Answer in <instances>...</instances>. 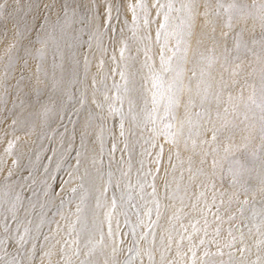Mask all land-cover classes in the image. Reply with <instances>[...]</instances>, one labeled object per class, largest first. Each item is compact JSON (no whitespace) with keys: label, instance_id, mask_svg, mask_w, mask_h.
<instances>
[{"label":"snow or ice","instance_id":"1","mask_svg":"<svg viewBox=\"0 0 264 264\" xmlns=\"http://www.w3.org/2000/svg\"><path fill=\"white\" fill-rule=\"evenodd\" d=\"M16 3L18 4L19 0H16ZM10 7L9 0H0V15L7 18ZM36 7L39 8V5ZM44 7L51 10L56 8L57 4L49 0ZM59 7L63 17L57 13V19L51 25L53 28L59 27L63 32L77 19L85 26L89 24L92 26V31L88 34L89 39L86 41L88 48L83 53L84 74L81 77L77 73L76 78L68 82L75 87V90L69 93V99L75 103L71 105L70 110H65L64 105H60L56 112L61 120L67 116L69 122L73 123V128L69 130L64 127L63 132H58V141L54 136H43L50 141L47 151L53 153L47 159L62 160L68 165L66 178H61L59 184L53 187L48 180L38 181L31 168L23 169L19 158L12 160V166L8 168L7 174L0 179V264H37V257H40L39 264H53L51 259L53 255L58 256L56 264H74L73 258L78 264H97L94 257L99 247L111 249L110 264H145V261L147 264H264V207L259 211L253 208L251 223L244 215V205L249 203L250 190L249 182L244 177L249 169L243 165L236 169L231 167L228 169L231 185L236 189L228 204L231 206L234 201L239 205L235 212L225 209L222 215L221 205L224 201L221 200L220 205H217L215 198L212 203L205 202L198 207L197 201L203 195L200 193L196 200L192 201L189 209L197 211L199 218L190 219L185 224L180 213L188 205L184 204V197L179 195L181 182L184 181V170L181 168L177 176L176 165L172 163L173 149L177 150L178 155L181 142L185 150L190 148L193 153L197 148H201L203 157L210 154L213 156L211 175L215 178L214 170L218 164L216 155L219 148L212 147L209 152L203 151V146L217 143L223 130L236 126L234 120L227 118L229 108L226 106L223 116L219 111L216 112V119L222 120L221 126L218 128L213 124L211 129H207L212 133L211 140L201 138L204 127L201 120L206 115L204 104L209 98L208 86L205 85L201 91L203 81H198L195 93L199 97L197 104L192 89L184 83L186 66L190 62L189 53L192 51L191 40L197 23L202 21L201 26L205 28L211 24L213 35L210 38L213 45L219 46L223 41V54L227 60L231 54L228 47L230 35L233 38V48L237 52L241 48H247V43L242 39V30L234 31L233 21L258 16L264 29V2L256 4L253 0L251 8L254 11H249L248 5L238 6L236 3H230L225 7L221 0H216L214 6L210 5L208 0H203V3L199 0H152L151 5L145 0H136L135 4L126 6L131 12L132 27H129L127 18L122 19L125 9L122 0L119 2L105 0L103 6L98 0H62ZM138 12L142 14L146 34L140 38L144 42L143 60L140 68L133 70V65L128 61L130 59L135 61L136 57L131 55L123 34L128 30L135 37ZM40 19V16H33V21ZM43 19L47 20L49 17ZM217 21L222 22L219 38L215 35ZM153 25L154 43L158 45L159 67L156 66L151 54ZM46 26L41 24L42 28ZM32 27L35 28L34 23ZM17 34L20 35L19 31ZM105 35L113 43V54L109 57L112 66L104 71L105 61L101 58L97 69L98 73L102 74L99 79L93 74L89 85L87 81L92 40L97 41V50L106 55L107 48H102ZM38 42L45 46L48 44V40ZM199 43L197 40V44ZM252 43L255 44L256 41L253 40ZM261 43L264 44V33ZM14 47L15 44L10 45L9 51L11 52ZM79 47L83 48V45ZM69 48L72 58L79 67L80 53L76 50L77 45H69ZM21 49L24 54L19 59L23 61L21 65L23 71L27 67L24 57L28 54V47L21 45ZM42 52L43 49L37 50L38 55H42ZM200 60H207L209 66L213 63L211 56L201 55ZM12 66L13 57L10 55L3 77L4 82L0 83V88H3V92L0 93V104L7 101L6 81L10 75L7 69ZM40 71V66L37 65V73ZM191 73L189 79L197 76L195 66ZM204 75L205 72L201 69L200 76ZM235 86L236 81L230 85L223 83L224 90ZM245 86L246 82L241 85V89ZM252 88L253 92L248 97L251 105L245 102L243 105L245 111L242 114L239 111L240 105L235 103L236 100H243L242 95L233 97L229 94L228 101L231 103L232 115L234 117L242 115L241 123L245 124V128L257 129L260 140L264 142V73L260 75L258 89L255 85H252ZM257 92L259 103L255 99ZM185 95L188 96L187 100H184ZM215 99L219 107V92L215 94ZM181 107L184 108L183 118L177 115ZM50 111L51 109L45 106L42 115L47 118ZM73 114L79 117L75 122L72 121ZM3 119L7 120V116ZM208 122H211V117L205 121ZM17 123L18 121L13 119L9 127L15 131ZM77 136L80 141L78 147L74 143ZM18 140L19 137L8 140L4 149L5 155H14L13 149ZM121 142L123 147L118 149ZM165 145L169 146L167 164L164 162ZM137 146L140 148L138 154L135 152ZM43 148L44 145L41 144V149ZM246 148V143L239 145L226 143L223 148L224 158L227 159L231 153ZM261 148H264V144ZM117 150L122 156L117 169L119 176H116L111 167L107 173L103 170L105 156L109 158L108 163L111 166ZM125 154L128 157L126 161L123 159ZM36 155L39 159V153ZM134 155L139 157L135 165V180L132 179ZM251 155L255 158L257 153L253 152ZM88 160L90 167L85 163ZM200 163L203 165L205 159L202 158ZM125 164L126 169L123 167ZM41 167L48 179L57 178L47 165ZM0 171L3 169L0 168ZM24 171L27 175L23 174ZM187 171L188 179L192 180L194 174L191 161ZM198 171L201 175L204 174L202 169ZM17 172L20 173L18 176ZM97 178L103 180L102 185L95 184ZM158 180L161 182L159 185ZM74 181L79 183L69 188ZM86 184L92 187L86 188ZM212 187L215 188V185ZM57 188L60 191H57ZM93 189L95 204L91 205L89 201L93 198ZM184 191L187 194V188ZM68 192L75 198L74 213L64 211L63 197ZM241 196L244 198L241 199ZM56 197H60L59 206L54 203ZM177 199L181 205L179 208H176L174 203ZM37 205L41 209L51 205L55 209L53 217H60L59 220H49L47 233L41 231L43 224L36 222L37 216L43 218V213L36 212ZM170 206L175 208V211L167 215V227H163L161 220ZM86 212L90 213V220ZM237 212L241 218L237 217ZM73 215L74 220L70 219ZM187 215L188 213H184L185 217ZM61 220L66 222V227L60 223ZM53 223L54 228L51 227ZM61 232H64V236L56 239ZM53 249L56 251L53 252ZM105 264H109V260H106Z\"/></svg>","mask_w":264,"mask_h":264},{"label":"rangeland","instance_id":"2","mask_svg":"<svg viewBox=\"0 0 264 264\" xmlns=\"http://www.w3.org/2000/svg\"><path fill=\"white\" fill-rule=\"evenodd\" d=\"M48 2L49 0H19V3L17 4L16 0H9L11 7L8 9L7 18L0 15V83L4 82L3 77L6 71V65L9 64V56L11 55L13 57V66L7 69L10 73L9 78L6 81L8 85L7 101L4 104H0V161H2L0 162V168L3 169V171H0V179L7 174L8 168L12 166V160L14 158H19L20 165L23 166V169L31 168L38 181L45 179L48 180V183L53 187H56L61 178H66L65 173L68 165L62 160L49 161L47 159V157L53 155V153L47 151L50 141L48 139H44L43 136L51 135L56 137V140L58 141V132H63L64 127H67L69 130L73 128V123L69 122L67 116L61 120L59 116L56 115V112L59 110L60 105H64L65 110H70L71 105L75 103L74 100L68 99L69 93L75 90V87L70 85L68 82L70 80H74L77 73H79L81 77L84 74L83 53L88 48L86 41L89 39L88 34L92 31V26L90 24L85 26V24L81 23L80 19H77L73 25L63 32L59 27L53 28L51 25L53 21H56L57 13H60L61 18L63 17V13L60 11L59 7L62 0H51V2L57 4V7L51 10L44 7V5ZM104 2L105 0H98V3L101 6H103ZM113 2H119V0H113ZM145 2L151 5L152 0H145ZM199 2L203 3V0H199ZM208 2L210 5L214 6L216 0H208ZM221 2L225 5V7H227L230 3H236L238 6L248 5V10L254 11L251 8L253 0H221ZM255 2L256 4H260L264 2V0H255ZM122 3L125 5L122 19L127 18L129 21V27H132L131 12L127 10L126 6L128 4H135L136 0H122ZM37 5H39V8L36 7ZM101 10H103L102 7ZM113 15H115V13H113ZM33 16H40L41 19L33 21ZM44 17H49V19L45 20L43 19ZM33 23L35 24V28L32 27ZM41 24H46L47 26L42 28ZM233 24L234 31L242 30V39L247 43V48H241L237 52L233 48V38L230 35L228 39V47L231 49V54L228 56L227 60H225L223 54V41L220 42L219 46L213 45V41L210 38L213 35L211 24L205 28L201 26L202 21L198 22L191 40L192 51L189 53L190 62L186 66L187 73L184 83L192 89V95L197 104H199V97H197L195 93L198 81H203V83H201V91L205 85L208 86L209 90L208 102L204 104L206 115L204 119L201 120L202 125H204L202 128L201 138L211 140L212 133L207 129H211L213 124H215L218 128L221 126L222 120L216 119V112L219 111L223 116V110L226 106L229 108L227 118L234 120L236 126L223 130L217 143L211 145L206 144L203 146V151L209 152L212 147L219 148V152L216 155L218 164L214 170L216 173L215 178L211 175L213 172V156L211 154L207 157H203L201 148H197L195 153H193L190 148L189 150H185L183 142L180 143L178 155L177 150L173 149L172 163L176 165V175L179 176L181 168L184 170V181L181 182V191L179 195L184 197V204L188 205V207H185L180 213L183 217V223L185 224H187L190 219L194 220L199 218V213L197 211H189V209L192 201L196 200L197 195L200 193H203V195L200 196L199 201H197L198 207L203 205L205 202L209 204L212 203L213 198H215L217 205H220L221 200L224 201L223 205H221L222 215L224 214L225 209H229L233 212L236 211V208L239 205H237L234 201L231 206L228 204L229 199L236 191L230 182V175L228 173V169L230 167L236 169L240 165H243L249 169L244 177L248 180V186L250 189L248 193L249 203L244 205V215L249 218L250 223L253 208L259 211L261 207H264V191H262V189H264V183H262V180H264V148H261V145L264 144V142L260 140L257 129L245 128V124L241 123V120L243 119L242 115L239 117H234L232 115L231 103L228 101L229 94L233 97H240L242 95L243 100L235 101V103L240 105L239 111L241 114L245 111L243 107L245 102L251 105V102L248 101V97L253 92L252 85H255L258 89L260 75L264 73V44L261 43V37L262 33H264V29L261 27V21L258 16H249L246 19H236L233 21ZM221 30L222 22L217 21L215 35L218 38ZM18 31L20 35L17 34ZM145 34L146 30L143 28L142 14L138 12L135 37H133L132 32L128 30H126L123 34L124 38L127 39L131 55L136 57L135 61H132L131 59L128 61L129 64L133 65V70L139 69L143 60L144 42H142L140 38ZM77 37L79 38L78 40ZM152 37L153 45L151 54L153 55L156 66L159 67V60L157 56L158 45H155L154 43L155 25L152 27ZM39 40H48V44L45 46L39 43ZM197 40L200 41L199 44H197ZM253 40L256 41L255 44L252 43ZM13 44H15L16 47L12 48L10 52L9 46ZM73 44L77 45L76 50L80 53L79 67H77L75 59H73L70 55L71 50L69 45ZM21 45H26L28 47V54L24 57L27 61V67L24 68L23 71H21L23 61L19 59V57L24 54L21 49ZM80 45H83V48H80ZM116 46H119V37L117 39ZM103 47L107 48L106 55L102 54V51L97 50V41L95 39L92 40V48L89 53L90 67L87 81L89 85L91 84L93 74L97 75V79H99L100 74H102L98 73L97 69V65L101 58L105 61L104 71H107V69L112 66L109 57L113 54V43L109 41L107 35L103 37L102 48ZM40 49H43L42 55L37 54V50ZM209 49L213 50L209 51ZM116 55L118 56L119 53L117 52ZM201 55L204 57H213V63L209 66L207 60L201 61ZM235 57H238V59H234ZM37 65H39L41 69L39 73H37ZM194 66L196 68L197 76L189 79L192 75L191 69ZM201 69L205 72L203 77L200 76ZM234 72L236 75H233ZM233 81H236L235 87H229L226 90L223 89V83H228L230 85ZM245 82L246 86L241 89V85H244ZM76 87H78V85ZM2 92L3 88H0V93ZM90 92L91 90L89 89V97ZM217 92L220 93L219 107L217 106L215 99V94ZM187 99L188 96L185 95L184 100ZM255 99L257 103H259L258 92ZM21 101H23L22 106ZM45 106L52 110L47 118L42 115ZM252 107L254 108L255 106L252 105ZM177 115L179 118H183V107L178 110ZM5 116H7V120L3 119ZM209 117H211V122L205 123V121L209 120ZM49 118H51V120ZM78 118V115H72L73 122H75ZM13 119L18 121L15 126V131L9 127ZM110 126L111 122L109 123V127ZM107 135L108 134L106 133V137ZM16 137H19V140L14 146V155H5L4 149L7 146L8 140L15 139ZM245 137L248 139L245 140ZM74 143L77 147L79 146L80 141L78 136L76 137ZM226 143L229 145L246 143L247 148L235 151L228 155V158L225 159L223 148ZM41 144L44 145L43 149H41ZM108 146H110V142ZM122 147L123 143L121 142L118 145V149ZM105 151L107 152V146ZM168 151L169 146L165 145V164L168 163ZM135 152L136 154L140 152L139 146L136 147ZM253 152L257 153L255 158L251 155ZM36 153H39V159H37ZM74 155L75 153H73V156ZM89 155H91V153ZM121 158V152L117 150L114 162L111 166H109V158L105 156L103 163L104 172L107 173L109 167H111V170L116 174V176H119L117 169ZM138 158V155L133 156V180H135V165ZM202 158L205 159V163L203 165L200 163ZM97 159H99V157H97ZM123 159L125 161L128 159L126 154L123 156ZM189 161H191V168L194 174V178L192 180L188 179L189 173L187 169L189 167ZM237 161L239 163H237ZM85 163L90 167V160L85 161ZM41 165H47L49 169H51L52 174L57 178L55 180H51L44 176V170ZM123 167L126 169L127 164ZM23 169H21V171H23ZM200 169L203 170V175H201L198 171ZM81 172H83V167L81 168ZM19 174V172L16 173L17 176ZM23 174L27 175V172L24 171ZM105 179H107L106 175ZM77 183H79V181H74L73 184L68 187H75ZM157 183L159 185L161 182L158 180ZM95 184L100 186L103 184V180L97 178L95 180ZM213 184L215 185V188L212 187ZM197 185H199L198 188ZM85 187L90 188L92 186L86 184ZM173 187H175V185H173ZM185 188H187V194L184 191ZM57 191H60V189L57 188ZM94 196L95 191L93 189V198L89 201L91 205L95 204ZM243 198L244 197L241 196V199ZM63 199L65 213H74L75 198L73 194L68 192L64 195ZM70 201H72L71 204L69 203ZM54 203L59 206L60 197H56ZM168 203L171 204L173 202ZM174 203L176 208L181 206L179 199H177ZM54 211L55 209L52 208L51 205L43 209L37 205L36 212L43 213L42 219L39 216L36 217V222L43 224V227L41 228L42 232H48L49 220L60 219L59 216L53 217L52 213ZM173 211H175V208L171 206L167 209L164 219L161 220V225L163 227H167V215H171ZM184 213H188V215L185 217ZM85 214L88 215L90 220V213L86 212ZM236 215L238 218H241L239 212H237ZM211 218L210 214L209 219ZM70 219L74 220L75 216H71ZM256 222H259V217L256 218ZM60 223L66 227L65 221L61 220ZM202 223L203 221L201 220V224ZM51 227L54 228L55 224L53 223ZM224 227L226 228L227 224H225ZM245 231H247V229H245ZM255 231V228H253V232ZM61 236H64V232L57 235L56 239H60ZM40 239L42 241L43 238L41 237ZM53 243H55V241H53ZM55 251L56 249H53V252ZM110 254V248L99 247L95 253L94 259L97 264H105L106 260H109L110 264ZM82 258L83 255H81V259ZM122 258L123 257L121 256V259ZM51 259L53 264H56L58 256L53 255ZM73 260L74 264H78V261H76L75 258H73ZM39 262L40 257H37V264H39ZM145 264H147L146 261Z\"/></svg>","mask_w":264,"mask_h":264},{"label":"bare ground","instance_id":"3","mask_svg":"<svg viewBox=\"0 0 264 264\" xmlns=\"http://www.w3.org/2000/svg\"><path fill=\"white\" fill-rule=\"evenodd\" d=\"M63 55V54H62ZM71 55V54H70ZM70 58H71V56H70ZM46 64V63H45ZM53 67H55V66H53ZM48 68V67H47ZM63 71V70H62ZM57 72V71H56ZM49 82V81H48ZM65 82V81H64ZM61 84H62V82H61ZM60 84V85H61ZM56 85V84H55ZM59 85V84H58ZM64 85V84H63ZM57 88V87H56ZM48 96V95H47ZM69 96V95H68ZM58 97V96H57ZM57 97H56V99H57ZM45 98V97H44ZM49 99V98H48ZM69 99V98H68ZM55 100V99H54ZM60 100V99H59ZM40 101V100H39ZM57 102V101H56ZM58 103V102H57ZM56 103V104H57ZM72 103V102H71ZM52 105H54V104H52ZM58 105V104H57ZM56 106V105H55ZM54 108H56V107H54ZM67 108H68V106H67ZM57 109V108H56ZM52 111V110H51ZM15 113V112H14ZM53 116V115H52ZM56 116V115H55ZM54 117V116H53ZM50 120H51V118H49ZM52 122V121H51Z\"/></svg>","mask_w":264,"mask_h":264}]
</instances>
